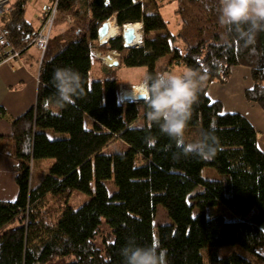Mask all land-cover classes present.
Masks as SVG:
<instances>
[{"label":"trees","instance_id":"1","mask_svg":"<svg viewBox=\"0 0 264 264\" xmlns=\"http://www.w3.org/2000/svg\"><path fill=\"white\" fill-rule=\"evenodd\" d=\"M146 1L92 0L91 16L78 22L83 29L79 37L53 58L46 60V52L43 55L35 103L10 119V135H0V153L16 162L19 187L16 217L0 216V231L7 221L19 219V225L0 236V264H50L58 258H68L64 264H123L120 250L129 239L140 245L156 243L165 251L167 264H205V248L235 245L249 255H214L210 264H264V152L258 146L257 130L244 114L225 111L222 102L208 94L213 82L227 83L234 67L245 66L251 69L254 83L245 97L264 110V32L257 35L255 55L253 46L244 48L235 33L225 29L226 44L218 33L224 30L218 23V0H197L199 10L187 15L184 26L204 20L211 39L200 33L198 42L182 54L173 46L176 36L168 30L159 5L151 0V6H157L151 10ZM76 3L59 0V13L75 22L74 15H80L74 10ZM26 5L27 0H18L0 18L21 55L31 47L24 49L37 31L26 17ZM112 16L120 27L141 22L142 44L125 47L122 34L101 44L98 29ZM98 48L119 52L120 63L126 66L146 67L147 76L158 74V61L170 55L168 72L185 64L206 75L185 140L193 141L194 128L200 127L201 133L214 130L216 155L201 159L179 154L175 141L148 121L145 102L121 101V82L115 77L90 82ZM58 67L78 72L83 88L73 104L63 107L54 102L53 72ZM45 101L52 102L51 108ZM86 116L93 120L89 129ZM141 116L145 124L137 126ZM3 117L10 118L0 106ZM51 131L60 136L52 137ZM117 140L127 148L102 152ZM40 158L55 162L34 187L32 162ZM206 166L214 167L220 178H205ZM74 190L91 198L72 208L68 202ZM159 205L166 209L169 222L155 226ZM103 225L110 231L106 235L101 233Z\"/></svg>","mask_w":264,"mask_h":264},{"label":"clouds","instance_id":"2","mask_svg":"<svg viewBox=\"0 0 264 264\" xmlns=\"http://www.w3.org/2000/svg\"><path fill=\"white\" fill-rule=\"evenodd\" d=\"M216 10L219 25L227 33H235L244 48L253 46L251 54L255 55L257 35L264 32V0H218ZM224 42L229 43L227 40ZM206 80V75L185 67L148 75L133 87L135 94L146 103L148 121L157 124L162 133L175 141L179 154L186 157L212 159L218 150L214 130L202 132L198 140H185V129L193 105ZM53 82L56 88L54 102L58 107L73 104L74 97L83 91L79 73L68 67L54 69ZM120 99L126 101L121 98V90ZM45 105L51 108L52 102L45 101ZM120 254L123 264H167L165 251L156 243L140 245L134 239H129Z\"/></svg>","mask_w":264,"mask_h":264},{"label":"rangeland","instance_id":"3","mask_svg":"<svg viewBox=\"0 0 264 264\" xmlns=\"http://www.w3.org/2000/svg\"><path fill=\"white\" fill-rule=\"evenodd\" d=\"M31 1V0H29ZM36 0H33V4L37 5ZM51 0H48L50 2ZM92 0H77V3L74 7V10H80V15H74L75 22L71 21V18L67 16L66 13H58L57 19L54 23V27L52 29L51 36L49 38V44H48V52L46 53V60H49L53 58L59 51H61L67 44H69L71 41L76 40L79 37V30H83L82 28H78V22L81 20H88L91 16L90 11V3ZM151 0H147L146 3H149L151 10H154V8H157L156 5L150 4ZM155 3L161 4L159 6V10L162 13V15L165 17L167 24H168V30L171 31L172 34L176 36V38L173 40V46L180 49L182 54H185L190 46H193V44H196L199 40V34L201 33V36L203 39L209 40L211 39V35L209 32L205 29V23L206 21H195V24L193 22H188L186 26H184V22L182 23V20L186 19L187 15L191 13L192 10H199V3L197 0H153ZM151 1V2H153ZM39 8V7H38ZM38 13L31 12L28 14V18L32 20L33 26L36 29H40L43 26V20L41 18V21L38 20ZM120 29V36L123 33V27L118 26ZM180 28L181 31L178 34L177 30ZM203 28L205 29L203 32ZM224 28V27H223ZM222 35V42L227 40V34L225 31V28L223 31L218 32ZM143 35V32H142ZM154 35V34H152ZM116 36V37H118ZM115 38V37H114ZM100 42V39L98 40ZM109 40H107L108 42ZM197 41V42H196ZM143 42V40H142ZM138 43L134 46H139L142 44ZM196 42V43H195ZM101 43V42H100ZM133 47V46H132ZM33 49V47L31 48ZM41 52V51H40ZM45 55V53L43 54ZM43 55L41 57L43 58ZM95 58L93 60L92 68L90 70L89 74V80L90 82L94 80H105L107 78L115 77L119 82H121V85H130L138 84L140 83L146 76H147V68L144 66H135V67H129L126 66L123 63H120L121 61V54L117 51L113 52L111 50H108L106 52L103 51L102 48H98L94 51ZM108 56H111L113 59L111 61H107ZM170 56H165L161 58L158 61V72H168L165 70L166 64L171 59ZM115 62H117L115 64ZM103 63V64H102ZM40 66L38 68V72L40 71ZM187 67L185 64H178L175 65L172 68V71L174 70H181L183 68ZM161 68H164L162 70ZM109 69V70H107ZM250 69V68H249ZM251 70V69H250ZM170 72V71H169ZM252 74V72H251ZM232 75V74H231ZM38 79V78H37ZM225 84V83H224ZM253 79H252V86H253ZM250 86L249 88H251ZM249 88H246L249 89ZM245 90V93H246ZM251 102V101H250ZM143 103V102H139ZM141 112H143L141 108ZM137 126H142L145 124V119L143 116H141L138 121L135 123ZM93 125V120L86 116L85 118V126L86 128H91ZM51 136L55 137L60 136L56 134L55 132L51 131ZM200 127L194 128L191 132L192 140H198L200 139ZM127 148V144L123 141L117 140L114 141L107 146H105L102 149L103 153H115L119 151H123ZM55 160L53 158H40L35 159L32 162V170H31V185L36 187L38 186L41 181L47 176L50 172V169L52 165L54 164ZM203 176L207 179H219L220 175L218 171L211 166H206L203 169ZM107 185L109 187L110 191H113L114 185L113 181L109 180L107 182ZM91 198V195L88 193H84L78 190H74L72 192V195L69 199V206L72 208H78L85 204L89 199ZM53 201H51L52 203ZM54 203V202H53ZM169 222L168 215L166 209L162 206H158L157 215L154 219L155 226L159 225V223ZM19 225V219H16L15 221H7L4 228L0 231V236L4 231H7L10 228H13L15 226ZM110 231L109 229L103 225L102 227V234L106 235ZM103 237V236H102ZM102 237H98V241H101ZM264 249L262 248V252ZM234 252L240 253L242 255L248 256L249 253L242 249L240 246H222V247H208L205 248L202 253L204 257V263L210 264V259L212 256L217 255L219 257L228 256ZM67 261H69L68 258H58L55 259L50 264H64Z\"/></svg>","mask_w":264,"mask_h":264},{"label":"crops","instance_id":"4","mask_svg":"<svg viewBox=\"0 0 264 264\" xmlns=\"http://www.w3.org/2000/svg\"><path fill=\"white\" fill-rule=\"evenodd\" d=\"M16 1L18 0H11L12 5ZM32 2L33 0H27L26 5V17L31 23L32 20L28 18V14L37 12V18L41 21L43 6L49 3L48 0H36L34 2L38 4V8ZM158 5L161 6V4ZM111 19L116 21L115 16H112ZM181 29L177 32L179 33ZM32 47L33 49H31ZM45 52H48V47ZM41 55L42 53L37 47L31 46L19 58L0 65V106L10 117L9 119L7 117L0 118V135L2 136L12 133L10 119L26 111L36 101ZM250 86H252L251 70L245 66H236L233 68L228 82L225 84L213 82L208 89V94L212 99L220 100L225 111L242 113L253 123L257 130L258 146L264 152V110L258 104L246 99L245 90ZM15 165L16 162L13 158L0 153V216L3 218L7 216L6 219L15 218L16 212H18L14 204L19 192L15 179ZM262 228L264 230V224ZM262 253L264 255V251Z\"/></svg>","mask_w":264,"mask_h":264},{"label":"built area","instance_id":"5","mask_svg":"<svg viewBox=\"0 0 264 264\" xmlns=\"http://www.w3.org/2000/svg\"><path fill=\"white\" fill-rule=\"evenodd\" d=\"M11 6H12L11 0H0V18L2 16L7 15L8 11H10ZM58 13H59V0H51L49 3L44 4L42 10V16H41L43 20V26L36 31L33 38L29 41L27 46L24 47V49L30 46H35L41 51L42 55L45 53L49 44V38L51 36L52 29L57 19ZM138 23H140L141 25L140 29L141 32H143V24L141 22ZM124 26L125 24L122 27ZM100 42L101 44L104 43L101 40ZM21 52H22L21 50H18L14 47L9 34L0 24V65L3 63L11 62L12 60L19 58V56H21Z\"/></svg>","mask_w":264,"mask_h":264},{"label":"bare ground","instance_id":"6","mask_svg":"<svg viewBox=\"0 0 264 264\" xmlns=\"http://www.w3.org/2000/svg\"><path fill=\"white\" fill-rule=\"evenodd\" d=\"M107 32L101 36V39L103 42L107 41L110 38H114L116 36H118L120 34V29L118 27V24L116 21H114V19H110L107 21ZM130 27L134 30L135 32V37L136 40L133 44H130L132 46L140 43L143 39V35L141 32V25L140 23H126L125 26L123 27ZM113 58L111 56H108L107 61H111ZM139 84L136 85H132V86H121L120 90H121V98L123 100H132V101H138V95L135 94L133 87L137 86Z\"/></svg>","mask_w":264,"mask_h":264},{"label":"water","instance_id":"7","mask_svg":"<svg viewBox=\"0 0 264 264\" xmlns=\"http://www.w3.org/2000/svg\"><path fill=\"white\" fill-rule=\"evenodd\" d=\"M107 24H108L107 21L104 22L102 24V26L98 29V38L101 41H102L101 36H103L107 32V27H108ZM122 37H123V40H124V46L125 47H132V45H130V44H133L135 42V40H136L135 32L130 27H126L123 30ZM115 64H116V62H115ZM120 88H121V86H120ZM138 99H139L138 101H133V102H144L143 100H141V98L139 96H138ZM130 101H132V100H126L125 102H130Z\"/></svg>","mask_w":264,"mask_h":264}]
</instances>
